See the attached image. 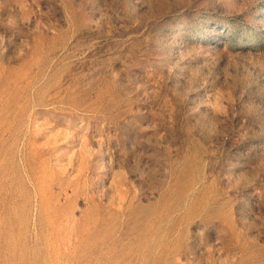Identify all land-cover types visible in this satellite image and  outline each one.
<instances>
[{
    "label": "rangeland",
    "instance_id": "rangeland-1",
    "mask_svg": "<svg viewBox=\"0 0 264 264\" xmlns=\"http://www.w3.org/2000/svg\"><path fill=\"white\" fill-rule=\"evenodd\" d=\"M0 264H264V0H0Z\"/></svg>",
    "mask_w": 264,
    "mask_h": 264
},
{
    "label": "bare ground",
    "instance_id": "bare-ground-1",
    "mask_svg": "<svg viewBox=\"0 0 264 264\" xmlns=\"http://www.w3.org/2000/svg\"><path fill=\"white\" fill-rule=\"evenodd\" d=\"M128 254H130V252H128ZM128 254H127V255H128ZM125 256H126V255H125ZM131 262H132V261H131Z\"/></svg>",
    "mask_w": 264,
    "mask_h": 264
}]
</instances>
